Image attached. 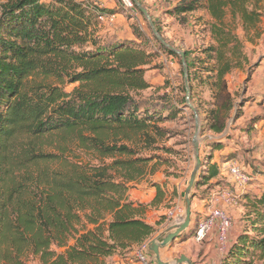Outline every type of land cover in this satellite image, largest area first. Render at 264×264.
<instances>
[{
    "label": "trees",
    "instance_id": "obj_1",
    "mask_svg": "<svg viewBox=\"0 0 264 264\" xmlns=\"http://www.w3.org/2000/svg\"><path fill=\"white\" fill-rule=\"evenodd\" d=\"M201 8L214 44L196 59L204 78L185 50L191 98L193 81L208 83L205 127L222 135L243 114L236 102L241 92L232 93L228 76L249 63L246 43L262 35L264 0H180L168 13L181 18ZM110 12L89 0L0 5V264H27L28 251L40 264H98L139 250L165 222L146 218L165 193L160 183L152 184L150 203L130 198L132 183L155 172L153 157L140 155L138 146L154 144L151 128L162 133L156 123L164 117L134 97L150 87L144 67L156 52L139 27L133 33L143 45L101 40L98 28ZM208 172L196 186L216 178L218 165ZM245 197L250 231L240 232L220 264H240L249 255L264 260V191Z\"/></svg>",
    "mask_w": 264,
    "mask_h": 264
},
{
    "label": "rangeland",
    "instance_id": "obj_2",
    "mask_svg": "<svg viewBox=\"0 0 264 264\" xmlns=\"http://www.w3.org/2000/svg\"><path fill=\"white\" fill-rule=\"evenodd\" d=\"M6 1L0 0V5ZM45 1L50 2L53 0ZM89 1L111 11L101 19L97 32V36L101 40L105 42L128 40L138 45H143L133 33V27H139L149 37L147 46L149 50L156 52L153 62L144 67L146 69L145 78L150 83V87L134 93V97L137 101L143 102L142 104L145 106L154 109L153 112H156V115L164 117L163 121L156 123V126L162 129V133L159 135L156 129L151 128L149 132L155 139L154 144L148 147L145 141H141L138 146L141 150L140 155L153 157L149 166L154 165L155 172L151 174L149 171L143 180L132 183L133 188L130 190V198L136 199L138 202L143 200V203L148 204L156 193V189L152 184L160 183L165 193L161 196L160 202L149 209L146 218L154 221L157 218L165 217L164 220L168 219V221L164 228L166 226L168 228L176 223L177 219L182 220L184 217L186 189L196 162L194 137L197 118L193 108L187 101V87L182 58L179 54L178 56L170 55L164 48L160 47V43L153 37V31L146 16L134 9L133 0ZM139 1L146 7L155 25L160 27V34L165 41L180 51L185 52V50H188L190 52L189 60L194 61V66L201 68V72H199L201 76L203 78L206 77L208 74L202 71V64L198 66L196 60L197 57H204L202 54L203 49L214 44L204 9L201 8L178 18L169 14L168 10L180 0ZM263 33L264 31L254 43H246L245 51L248 54L249 63L244 65L243 68L234 69L229 73L230 78L228 77V81L230 80L231 82L232 93L237 94V90L242 92V86L237 89L238 81L246 78L249 66L255 64V69H259L262 66L260 63L264 59ZM72 87V85H68L67 89L70 90ZM193 90L194 97L191 98L190 94V103L198 111L201 123L199 145L201 168L197 180L201 174L209 175L208 170L211 168V162L213 161L218 162L217 165L220 171L216 178L208 181L207 188L196 186V184L193 187L191 220L194 224V222L196 223L198 219L206 217L210 212L212 205L210 201L214 193L218 189L230 185V176L227 170L229 162L236 161L250 175L249 190L256 185L264 184L262 182V180L264 181V114L253 118V121L260 120V122L255 125L252 131L246 130L247 122H244L245 118L236 120L237 122L231 119L227 128V132L232 129L228 139L219 136H216L218 137L216 139H209L210 136H207V133L215 135L205 127V119L208 115V110L212 106L209 85L207 82L196 80L193 81ZM245 100L241 101L238 99L236 101L237 106L241 107L242 105L244 109L242 111L247 110V107L243 106ZM78 153L82 154L84 152L78 151ZM85 159H87V156ZM249 190L246 188L245 193ZM248 193L252 195L250 191ZM234 208L236 213L229 212L234 221V226L230 233V245L238 239L241 231L245 229L250 231L249 219L247 218V210L249 209L246 202L244 204L241 199L239 205ZM88 227L92 228L91 225ZM81 228L82 225L79 226V229ZM183 234L186 235L187 233ZM157 235L156 233L152 239ZM188 238L184 236L180 239H175L164 249L169 255L174 254L176 256L175 259L181 255L189 257V254H192V256L197 258L196 261H193L189 257L194 264H202L203 261L208 260L210 254H215L213 253L215 251L213 240L209 242L207 238L197 243L193 240L188 241ZM151 240L148 243L149 245ZM73 243L74 240H70V244ZM56 250L62 252L64 248ZM249 251L251 252L252 250ZM149 252L153 256V253ZM137 253L138 251L135 253L118 252L112 257L103 259L98 264H140ZM217 254L219 258L211 264H220L221 261L225 260L224 257L227 253L220 254L217 251ZM24 258L27 264H40L39 257L31 251H28ZM240 264H264V260L257 258L255 255H249Z\"/></svg>",
    "mask_w": 264,
    "mask_h": 264
},
{
    "label": "built area",
    "instance_id": "obj_3",
    "mask_svg": "<svg viewBox=\"0 0 264 264\" xmlns=\"http://www.w3.org/2000/svg\"><path fill=\"white\" fill-rule=\"evenodd\" d=\"M228 174L230 176V185L218 189L212 198L213 206L206 217L200 218L196 222V229L193 235L195 242L200 243L203 240L214 236L215 247L220 254H225L230 246V233L234 226V221L228 210L218 206V203H224L228 206H238L245 193L246 185L251 178L243 168L236 162H229ZM217 205V206H214ZM149 242L143 244L141 249L137 250V257L140 264H157L155 260L148 257L147 251L150 250Z\"/></svg>",
    "mask_w": 264,
    "mask_h": 264
},
{
    "label": "crops",
    "instance_id": "obj_4",
    "mask_svg": "<svg viewBox=\"0 0 264 264\" xmlns=\"http://www.w3.org/2000/svg\"><path fill=\"white\" fill-rule=\"evenodd\" d=\"M262 29H263V31H264V19H263V22H262ZM263 35H264V33H263ZM262 66L259 68V69H255V71L250 75V76H248L247 74H246V78L245 79H243L242 78V81L241 80H239L238 82V86H237V89H239L241 86L243 87V89H242V92L240 93V96H239V98L238 99H240L241 101L242 100H245L244 101V104H243V106L245 105L246 107H247V110L246 111H243V114H242V116L239 118V119H241V118H245L244 119V122H249V121H251V120H253V118H255V117H257V116H259V115H261V114H264V59H263V61L260 63ZM229 77V76H228ZM245 77V76H244ZM230 78V77H229ZM244 80V81H243ZM228 84H229V88H230V90L232 91L233 89H232V87H231V82H230V80L228 81ZM237 91H239V90H237ZM245 102H246V104H245ZM242 110H244L243 109V107H242ZM259 118V117H258ZM238 119V120H239ZM237 120V121H238ZM236 121V122H237ZM235 122V123H236ZM260 122V120H258L257 121V123L256 124H258ZM234 125V124H233ZM231 130L232 129H229V131L227 132V130H226V132L224 133V134H222V135H210V134H207V136H210L209 138H211V139H216V138H218V137H216V136H219V137H225L226 139H228L229 138V136H230V134H231ZM214 163H218V162H216V161H213V162H211V164H214ZM216 180H218V179H216ZM229 181L231 182V179H229ZM260 181H261V179H260ZM262 182H264L263 180H262ZM207 186H208V182L206 183V184H202V185H200L199 187H206L207 188ZM251 187V186H250ZM246 188H248V190H249V183L246 185ZM257 188V189H256ZM263 188V189H262ZM252 194H256V195H260L263 191H264V184H262V185H256V186H254L253 187V189H250L249 190ZM248 191V192H249ZM248 192H246V193H248ZM246 193H244L243 195H242V202H244V204H245V202H247L248 201V199L245 197V194ZM132 194V193H131ZM248 194H250V193H248ZM132 200H134V199H132ZM134 201H136V199L134 200ZM139 202H142L143 203V200H139ZM211 202V208H212V206H213V203H212V200L210 201ZM219 204V206L220 207H222V208H225V209H227L229 212H235L236 213V211H235V208L234 207H232V206H228V205H226V204H224V203H218ZM209 214V213H208ZM175 218V217H174ZM160 218H157V219H155L154 221L153 220H149V219H147V221L148 222H150V223H152V224H155V222L157 221V220H159ZM175 219H177V218H175ZM199 220V219H198ZM167 221H168V219H166L165 220V222H163V224H161L160 226H158V232H157V234L159 235L160 233H163V232H165V230L167 229L166 227L164 228V225H166V223H167ZM181 220H176V223H178V222H180ZM196 223L194 222V224L192 223V220H191V225H190V227L185 231V232H183V233H188L189 235H188V241H191V240H193L194 242H195V240H194V238H193V236H192V234H191V232H192V227L195 225ZM190 232V233H189ZM181 234V236L179 237V239L180 238H182V237H184V236H187V234L185 235V234ZM178 239V238H177ZM214 239V236H210L207 240L210 242V241H212ZM213 244H214V246H215V242L213 241ZM211 246V245H210ZM167 248V247H166ZM164 249V248H163ZM163 249H161V256H162V259L164 260V261H166V262H174V260H175V255L174 254H171V255H169L168 254V252L165 250H163ZM150 250H148L147 251V254H148V257L150 258V259H152V260H154V255L152 256L151 254H150V252H149ZM216 251V252H215ZM215 251H213V253H215V254H210V256H209V258H208V260H206V261H203V263L202 264H207V263H213V261L215 262L216 261V259H218L219 258V256H218V254H217V249H216V247H215ZM136 252V251H135ZM134 252V253H135ZM168 254V255H167ZM189 257L193 260V261H196L197 260V258L196 257H194V256H192V254L190 255L189 254ZM199 264V263H198Z\"/></svg>",
    "mask_w": 264,
    "mask_h": 264
},
{
    "label": "water",
    "instance_id": "obj_5",
    "mask_svg": "<svg viewBox=\"0 0 264 264\" xmlns=\"http://www.w3.org/2000/svg\"><path fill=\"white\" fill-rule=\"evenodd\" d=\"M135 4L138 6V8L143 12V14L146 16V18L149 21V24L151 26V29L154 33V35L158 38L160 43L167 47L169 50L179 54L182 58L183 64H184V72H185V83L187 87V101L190 104V106L193 108L195 115H196V133L194 137V147H195V166L191 173L190 180L188 183V187L186 189L185 194V214L183 219L178 222L174 223L173 225H170L165 232L160 233L157 235L154 239L150 242V251L154 255V260L157 262V264H194V262L186 255H181L179 258H176L174 262H166L162 259L161 256V249L167 247L172 241L179 238L183 232H185L191 225V217H192V200H193V187L196 184L197 177L199 175V171L201 168V160H200V118L198 111L192 106L190 103V94H191V88L189 86V77H188V66L186 63L185 58V52L180 51L176 48H174L172 45L167 43L165 39L162 37L160 32L158 31L151 15L149 14L146 7L139 1V0H133Z\"/></svg>",
    "mask_w": 264,
    "mask_h": 264
}]
</instances>
